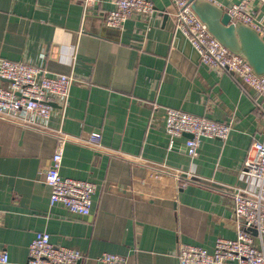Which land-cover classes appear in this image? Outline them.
<instances>
[{
  "label": "crops",
  "instance_id": "obj_1",
  "mask_svg": "<svg viewBox=\"0 0 264 264\" xmlns=\"http://www.w3.org/2000/svg\"><path fill=\"white\" fill-rule=\"evenodd\" d=\"M149 1L152 20L134 12L114 28L105 21L114 0H0V59L74 77L48 130L0 118V251L9 257L0 264H27L40 231L81 251L79 264H102L103 253L126 264H179L181 244L212 251L217 238L237 237L232 193L257 188L243 165L252 144L264 141V100L204 65L193 47L179 46L171 0ZM203 1L228 13L242 0ZM247 9L264 27V2L251 0ZM168 108L232 129L226 140L202 137L191 157L190 136L165 129ZM54 129L82 139L100 134V146L66 143L60 169L96 184L88 216L50 204L45 172L57 148ZM253 236L264 248V238Z\"/></svg>",
  "mask_w": 264,
  "mask_h": 264
},
{
  "label": "built area",
  "instance_id": "obj_2",
  "mask_svg": "<svg viewBox=\"0 0 264 264\" xmlns=\"http://www.w3.org/2000/svg\"><path fill=\"white\" fill-rule=\"evenodd\" d=\"M97 3L99 0H86ZM176 9V26L198 52L201 62L217 71L229 74L244 90H255L264 100V74H257L242 56L232 53L209 31L198 17L189 0H171ZM251 0H242L228 9L233 23H241L255 29L260 35L264 27L254 13L247 9ZM264 2V0H261ZM138 13L146 21L152 20L154 5L149 0H114V9L105 18L110 27L121 28L132 13ZM0 118L25 127L48 130L53 104L63 106L70 96L74 77L69 74H49L42 65L28 61L0 59ZM264 113V104L262 106ZM165 129L171 137L190 135L186 142L188 154L196 157L202 137L226 140L232 129L229 123H219L183 110L168 108ZM57 138V148L51 164L45 172V184L50 189V204H63L71 212L88 216L91 212L96 184L61 175L64 147L68 142L88 146H100L99 133L88 139L72 136L60 129L52 130ZM243 173L257 181L253 190L237 188L233 191L234 215L240 225L234 239L219 237L212 251L193 245L181 244L179 264H264V248H259L252 229L264 238V141H255L244 162ZM180 181L181 176L174 173ZM84 255L78 249L56 245L50 234L37 232L29 247L27 264H79ZM9 260L6 251H0V263ZM102 264H126L123 256L103 253L96 259Z\"/></svg>",
  "mask_w": 264,
  "mask_h": 264
},
{
  "label": "water",
  "instance_id": "obj_3",
  "mask_svg": "<svg viewBox=\"0 0 264 264\" xmlns=\"http://www.w3.org/2000/svg\"><path fill=\"white\" fill-rule=\"evenodd\" d=\"M189 2L194 12L223 46L232 53L244 57L257 74H264V40L255 29L241 23H232L230 15L211 2L203 0ZM176 39L180 47L185 46L187 49L193 47L180 30H177ZM252 233L256 235L257 231L252 229Z\"/></svg>",
  "mask_w": 264,
  "mask_h": 264
},
{
  "label": "rangeland",
  "instance_id": "obj_4",
  "mask_svg": "<svg viewBox=\"0 0 264 264\" xmlns=\"http://www.w3.org/2000/svg\"><path fill=\"white\" fill-rule=\"evenodd\" d=\"M6 82H7V80H6Z\"/></svg>",
  "mask_w": 264,
  "mask_h": 264
}]
</instances>
